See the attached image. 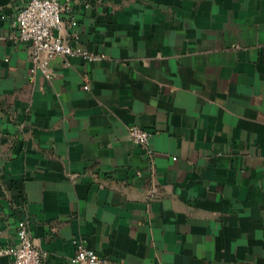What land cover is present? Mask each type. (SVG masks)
<instances>
[{"label":"crops","instance_id":"obj_1","mask_svg":"<svg viewBox=\"0 0 264 264\" xmlns=\"http://www.w3.org/2000/svg\"><path fill=\"white\" fill-rule=\"evenodd\" d=\"M25 1L0 0V246L23 217L45 264H264V0H58L97 58L52 79Z\"/></svg>","mask_w":264,"mask_h":264},{"label":"built area","instance_id":"obj_2","mask_svg":"<svg viewBox=\"0 0 264 264\" xmlns=\"http://www.w3.org/2000/svg\"><path fill=\"white\" fill-rule=\"evenodd\" d=\"M67 8L58 0H26L13 20L18 38L31 49L32 61L43 73L52 79L51 62L57 56H83L87 60L97 57L88 51L74 47L62 36ZM88 90L89 88L86 87ZM131 139L135 145L146 150L151 156L150 140L152 134L137 125L130 128ZM24 207L22 211H24ZM17 242L0 246V259L9 257L13 264H45L47 255L36 245L30 232L29 222L20 218L16 226ZM72 264H116L104 258L97 251L80 243Z\"/></svg>","mask_w":264,"mask_h":264}]
</instances>
